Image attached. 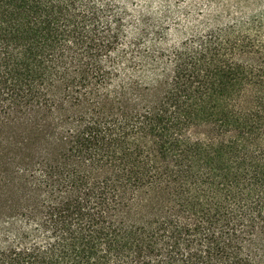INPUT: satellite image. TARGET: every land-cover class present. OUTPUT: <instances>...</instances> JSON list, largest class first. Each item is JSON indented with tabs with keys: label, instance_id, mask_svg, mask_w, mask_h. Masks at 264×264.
I'll return each mask as SVG.
<instances>
[{
	"label": "trees",
	"instance_id": "16d2710c",
	"mask_svg": "<svg viewBox=\"0 0 264 264\" xmlns=\"http://www.w3.org/2000/svg\"><path fill=\"white\" fill-rule=\"evenodd\" d=\"M134 1L0 0V264H264V0Z\"/></svg>",
	"mask_w": 264,
	"mask_h": 264
},
{
	"label": "rangeland",
	"instance_id": "374dc122",
	"mask_svg": "<svg viewBox=\"0 0 264 264\" xmlns=\"http://www.w3.org/2000/svg\"><path fill=\"white\" fill-rule=\"evenodd\" d=\"M139 1L143 2L145 0H137L134 1L130 4L131 9H136L140 10L138 8L141 7L142 4L139 3ZM163 0H155L151 7H149L150 11H152L154 16H159L162 13H164V9L166 10V6L162 4ZM187 2L185 1H180L176 3L174 0H171L168 4V17H169V22L170 26L169 28L165 29V33L161 35L162 43L161 45L164 48H169L177 43H179L185 36L186 33L189 32L188 27V18H186L184 15V8ZM180 7V8H179ZM180 19V22L177 24H174L175 22ZM166 28L165 26L162 27V29Z\"/></svg>",
	"mask_w": 264,
	"mask_h": 264
}]
</instances>
